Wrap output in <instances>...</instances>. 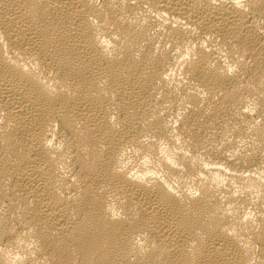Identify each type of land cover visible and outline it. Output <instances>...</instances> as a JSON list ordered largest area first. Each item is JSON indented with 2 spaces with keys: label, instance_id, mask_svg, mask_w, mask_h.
I'll list each match as a JSON object with an SVG mask.
<instances>
[{
  "label": "bare ground",
  "instance_id": "obj_1",
  "mask_svg": "<svg viewBox=\"0 0 264 264\" xmlns=\"http://www.w3.org/2000/svg\"><path fill=\"white\" fill-rule=\"evenodd\" d=\"M0 264H264V0H0Z\"/></svg>",
  "mask_w": 264,
  "mask_h": 264
}]
</instances>
